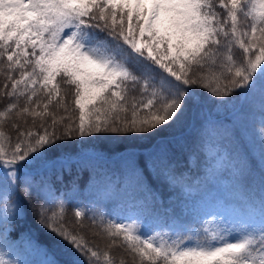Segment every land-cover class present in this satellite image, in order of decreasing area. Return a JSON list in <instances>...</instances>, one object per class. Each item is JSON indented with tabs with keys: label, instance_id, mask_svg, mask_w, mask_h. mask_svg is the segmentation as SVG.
<instances>
[{
	"label": "snow or ice",
	"instance_id": "obj_1",
	"mask_svg": "<svg viewBox=\"0 0 264 264\" xmlns=\"http://www.w3.org/2000/svg\"><path fill=\"white\" fill-rule=\"evenodd\" d=\"M98 33L106 35L101 39ZM0 73L10 82L0 125L12 113L17 119H41L36 131L14 122L15 143L0 129V200L7 219L22 216L24 202L33 196L30 181L21 186L20 169L29 161L71 160L65 141L103 133L156 135L189 101L197 103L193 86L219 97L259 90L264 107V0H0ZM58 77L74 88L78 123L49 111L56 97L57 107L69 111ZM129 81L133 87L141 84V96L132 97L131 104ZM40 91L47 98L43 111L37 110L38 100L30 106ZM57 125L63 126L59 135ZM123 151L127 156L120 158L131 160L128 172L138 182L153 169L157 178L177 179L166 157L141 161L133 159L130 147ZM64 211L41 205L40 222L83 257L80 264H117L109 251L85 239L86 211L75 209V227L66 225ZM91 222L97 224L95 216ZM99 228L93 235L103 234L108 248L122 246L131 264H264V225L235 236L205 226L203 238L195 241L143 236L134 223L103 217ZM0 264L13 261L0 253ZM49 264L57 262L53 258Z\"/></svg>",
	"mask_w": 264,
	"mask_h": 264
},
{
	"label": "trees",
	"instance_id": "obj_2",
	"mask_svg": "<svg viewBox=\"0 0 264 264\" xmlns=\"http://www.w3.org/2000/svg\"><path fill=\"white\" fill-rule=\"evenodd\" d=\"M217 11L221 10L217 8ZM98 34L101 39L106 35ZM15 75L19 78L18 73ZM57 82L61 85V96L64 97L62 103L67 105L69 111L65 113L63 108L57 107L58 97L53 98L49 111L55 113L57 118L71 115L78 123L79 111L74 106V88L65 84L61 77L57 78ZM6 83L10 82H6L5 76L0 73V110L10 102L4 95ZM127 86L131 104L132 97L139 100L141 84L133 87L129 81ZM193 93L197 103L189 101L179 118L156 135L121 137L103 133L91 138L75 137L64 142L71 159L83 152L110 156L126 147L136 153L133 159L143 161L166 157L174 169L176 180L157 178L153 169L151 175L144 173L146 180L138 182L128 172L131 160L120 158L127 156L124 152L117 160H105L89 154L76 162L63 158L29 161L18 173L21 186H29L26 181H30L33 190L32 199L23 204V215L5 219L3 201L0 200V253L5 254L13 264H49L53 258L57 264H80L83 257L45 227L38 215L41 205L50 210H58L63 206L64 222L68 227H75L76 203L81 200L87 204L80 194L72 200L68 195L70 189L92 191L104 197L95 207L87 205L83 235L91 245L101 251H109L117 264L121 259L131 264V255L122 246L108 248L109 240L103 234L93 233L100 232L101 213L106 215L103 220L109 221V217L114 215L109 213L116 200L120 201L121 195L128 196V191L149 197L147 205L151 214L154 219L160 218L161 222L154 221L142 229L143 236L166 232L171 233L172 239L179 237L195 241L203 238L202 229L205 226L226 230L233 236L248 229L259 230L264 225V212L253 215L245 222L241 207L245 208V195L246 203L253 208L254 213L264 205V107L260 92L246 93L240 109L227 116L224 115L239 105L244 93L219 97L199 86H193ZM37 100V110L43 111V105L47 102L43 91L33 98L30 106L36 107ZM24 103L21 97L19 106L23 107ZM44 120L50 122L51 117H44ZM14 122L21 124L25 130L36 131L40 128L41 119L35 118L34 121L30 115L17 119L12 113V118L0 125V129L13 138V143L17 135L12 127ZM62 131L63 126L57 125V134ZM158 138L161 139L155 143ZM215 151L225 156L209 173L202 156L211 157ZM200 164L204 166L200 167ZM149 167H152L151 163ZM3 179L0 175V184ZM37 191L39 195H36ZM64 193H67L68 199ZM93 216L98 219L96 225L91 222ZM118 244L122 245V241H118Z\"/></svg>",
	"mask_w": 264,
	"mask_h": 264
},
{
	"label": "rangeland",
	"instance_id": "obj_3",
	"mask_svg": "<svg viewBox=\"0 0 264 264\" xmlns=\"http://www.w3.org/2000/svg\"><path fill=\"white\" fill-rule=\"evenodd\" d=\"M139 213H140V210L135 209L134 211H132V213H130V216H131V218H133L134 216H136Z\"/></svg>",
	"mask_w": 264,
	"mask_h": 264
}]
</instances>
